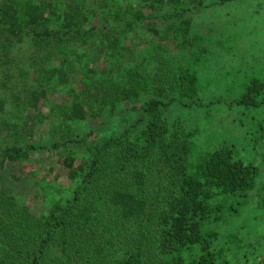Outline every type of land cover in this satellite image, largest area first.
Segmentation results:
<instances>
[{
	"label": "trees",
	"instance_id": "trees-1",
	"mask_svg": "<svg viewBox=\"0 0 264 264\" xmlns=\"http://www.w3.org/2000/svg\"><path fill=\"white\" fill-rule=\"evenodd\" d=\"M137 1L139 8H132L124 21V33L144 26L160 42H169L170 36L181 57L189 47L198 49L200 38L191 33L185 0ZM226 1L230 0L222 3ZM95 4L96 8L59 0H0V68L10 66L0 69V85L13 83L9 95L0 91V171L6 164L28 163L38 166L32 175L45 182L59 176L76 186L71 198L53 205L40 219L30 217L28 208L0 190V264H44L49 260L43 257L59 250L61 262L56 264H102L94 251L99 239L111 246L115 235L128 231L123 226L131 231L130 244L123 255L116 253L104 264H217L225 250L222 246L216 251L220 246L215 245L216 226L222 225L227 213L237 216L245 208L258 170L238 161L229 148L196 152L190 134L163 117L174 103L191 106L199 100L202 87L196 59L186 60L174 72L158 63L154 75H147L158 81L149 95L137 70L122 69L118 82L90 80L95 78L94 64L88 57L95 51L109 50L119 58L128 50L121 47L119 36L106 41L96 37L94 27L86 29L96 12L108 9L106 0ZM164 6L173 13L161 35L154 20ZM141 9L149 14L144 16ZM79 37L82 54L64 49L61 64L55 65L59 43L75 44ZM25 39L37 40L42 49L28 51L15 64L12 49L21 48ZM72 56L87 58L82 66L88 77L76 93L68 85ZM108 63L118 68L109 60L104 71L111 69ZM67 85V95L73 98L52 107L50 91ZM233 104L264 106V79L247 83ZM127 105L140 112L138 124H144L133 137L125 131L97 143L89 141L91 122ZM82 127L87 134L80 131ZM78 144L90 151L89 161L71 152ZM56 179L49 180V186L54 187ZM262 201L264 208V193ZM239 236L229 232L226 245Z\"/></svg>",
	"mask_w": 264,
	"mask_h": 264
},
{
	"label": "rangeland",
	"instance_id": "rangeland-1",
	"mask_svg": "<svg viewBox=\"0 0 264 264\" xmlns=\"http://www.w3.org/2000/svg\"><path fill=\"white\" fill-rule=\"evenodd\" d=\"M61 3H84L87 7L96 8L95 0H59ZM105 1V0H104ZM108 9L103 12H96L95 17L87 28L94 27L96 37L102 36L106 41L116 35L121 38V47L128 49L123 52L122 57H116L115 52L106 50L95 51L89 61H93L91 71L95 78L90 80L110 79L114 82L120 80V73L124 70H137L143 77L142 86L149 90L151 94L155 78L153 76L157 70V64L171 66L173 72L180 65H184L186 60H197V71L201 80L202 90L199 93V100L191 106L172 104L170 108L164 110L163 117L170 126L178 125L190 134L192 148L199 153L217 148H229L232 154L244 163L254 164L258 170L256 177V187L249 193L247 204L239 214L224 216L222 225H217L219 234L215 245L219 243L216 251L222 246L225 250L222 259L217 264H264V208L262 198L264 193V106L259 109L241 108L233 104L238 96L243 94L247 83L253 79H264V0H230L222 3V0H185V7L188 9V17L191 19V33L200 38L198 49L189 47L182 51H176V41L168 37L167 43L160 42L151 31L140 26L135 32L124 30V21L129 20L128 12L139 8L137 0H106ZM196 2H201L198 6ZM196 7H198L196 9ZM140 12L147 16L149 11L141 9ZM173 13L167 7L156 11L157 29L162 34L167 24H171ZM91 32V31H88ZM120 33V35L118 34ZM80 37L73 44V41L66 40L59 43L56 49L59 54L55 65L62 62L61 56L64 49L72 48L78 56L82 51ZM170 39H174V45ZM21 48H13V60L15 64H20L26 57L28 51L40 52L42 48L39 42L34 39H25ZM152 46L153 50L148 52ZM192 48V49H191ZM72 54L71 52H68ZM112 57H108V55ZM61 55V56H60ZM73 55V54H72ZM120 54H118L119 56ZM72 56V65H69L68 85L76 93L79 86L85 82L86 69L82 66L87 60L86 57L80 59ZM181 61H178V59ZM183 58V59H182ZM114 62L118 68L104 71L107 61ZM157 60L159 62H157ZM13 63V64H14ZM156 66V67H155ZM10 66L1 67L7 70ZM155 70V71H153ZM11 82L3 81L0 91L10 94ZM53 88L50 92L48 102L63 105L69 102L67 95L69 86ZM30 118V117H29ZM140 112L132 110L129 105L115 110L113 115H103L96 122L89 125L92 128L89 141L97 143L104 140L109 135L120 134L127 131L130 138L134 136L136 130L143 127V122L138 124ZM136 124H138L136 128ZM80 131L85 135L87 130ZM36 136H41L37 133ZM89 137V136H88ZM71 152L75 157H84L89 161L91 153L83 144L74 145ZM80 159V158H79ZM38 166L24 164H6L0 171V190L6 196H14L21 207L28 208V214L32 218H43L53 205L63 204L65 199L71 198L75 184L66 182L59 176L50 178L58 181L53 186L51 181L41 178L40 175H32V171ZM62 179V180H60ZM49 181V184H47ZM244 207V206H243ZM155 209H152L154 211ZM4 211V210H3ZM155 212H153V215ZM230 216V217H229ZM138 226V223L136 224ZM134 225V226H136ZM115 235L111 239L112 245L108 246L107 241L99 239V245L94 250L97 256L101 257L102 264L108 263L107 259L112 258L117 253L123 255L131 236V231ZM133 230H136L131 226ZM229 232H238L240 236L231 246L229 242ZM128 233V235H125ZM127 238H125V237ZM128 240V242H127ZM224 243V245H223ZM229 248V249H228ZM61 250L58 253L43 257L49 261L44 264H56L61 262ZM66 251V250H65ZM68 252V251H67ZM69 253V252H68ZM132 253V252H130ZM55 255V256H54ZM168 259V258H165Z\"/></svg>",
	"mask_w": 264,
	"mask_h": 264
}]
</instances>
